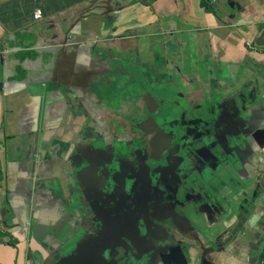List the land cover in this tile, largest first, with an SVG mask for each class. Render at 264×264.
<instances>
[{"label":"crops","instance_id":"obj_1","mask_svg":"<svg viewBox=\"0 0 264 264\" xmlns=\"http://www.w3.org/2000/svg\"><path fill=\"white\" fill-rule=\"evenodd\" d=\"M208 1L209 11L201 0H0V51L7 50L0 52V235H4L0 264H35L36 254L41 256L38 244L25 240L22 232H13L30 211L29 202L34 201L33 213L40 219L66 217L62 204L50 195L44 199V191L32 197L26 194L29 178L48 172L36 164V174L28 172L37 142L58 154L71 139L93 130L101 111L124 116L125 143L115 142L113 150L129 151L128 141L137 146L141 140L140 134L127 136L125 122L147 106L139 105L133 95L135 90L151 94L145 85L148 89L161 85L171 100L182 102L193 90L198 102L214 104V93L237 100L233 117L222 122L232 132L224 133L220 142L235 156L227 157L223 173L240 178L241 188L233 192L224 180L212 185L215 192L210 196L218 197L219 206L213 199L205 206V198L195 196L198 213L185 212L188 218L182 228L194 227L200 240L187 263L264 264L259 243L264 238V136L252 138L256 146L249 147L240 136L244 126L238 125L241 118L247 121L248 114L237 116L246 84L254 77L261 79L260 93H264V6L259 0ZM36 9L42 13L37 20L33 18ZM52 31L59 34L49 39L46 36ZM42 38L51 45L69 44L50 51ZM126 67L131 69L129 76ZM227 71L231 78L235 75L231 84ZM40 80L45 86L39 87ZM221 84L223 88L218 89L216 85ZM148 103L159 104L152 96ZM256 106L253 124L258 129L264 126V97ZM89 113L91 118L84 117ZM112 121L117 122V117ZM157 121L163 123L161 117ZM102 129L108 133L109 124L102 122ZM58 164L52 163L53 172ZM256 174L261 190L254 197L250 192ZM213 178L207 176L206 181ZM224 202L230 212H224ZM202 210L208 212L205 218ZM178 236L181 250V240L188 238L177 233L174 239ZM11 237L14 247L8 244ZM44 258V264H52Z\"/></svg>","mask_w":264,"mask_h":264},{"label":"water","instance_id":"obj_2","mask_svg":"<svg viewBox=\"0 0 264 264\" xmlns=\"http://www.w3.org/2000/svg\"><path fill=\"white\" fill-rule=\"evenodd\" d=\"M58 34L57 31H52L46 37L50 39ZM42 40L47 45H50V51H55L57 46L61 47L62 45L69 44L66 41H61V46L51 45L50 41H46L44 38ZM0 52L5 54L7 50L2 51L1 49ZM96 56L102 58L101 53H98ZM227 74L229 75L228 71ZM184 78L188 79L187 76ZM207 78V75L204 76V79ZM226 80L231 84L235 81V75L233 78L229 75ZM38 83L39 87L45 86V81L43 80H40ZM199 85L202 88H206L207 86L200 83ZM200 92L198 91V93ZM192 93H194V90ZM214 94L217 100H215L214 109L209 114L208 122L205 123L204 128H198V131L202 133L201 135L207 137L203 145L183 149L184 144L179 143L178 139H169L171 130L164 131L159 128V125L155 123V121L158 122L156 118L151 119L153 121V125L151 126L146 122L144 123L145 131L157 130L152 135V152L164 148L169 153V156L155 155L154 158L160 159L158 162L152 163L148 160L150 153L147 150V144L144 143L137 144V154L129 152L125 156L118 157V153L113 151V144L115 142L119 144L125 143V140L121 136V120L124 119L122 114H105L97 111L100 117L95 122L97 125H94L93 130L86 131L85 137L79 135L77 138L71 139L72 141L66 148L58 154L51 148H43L37 142V154L31 157V161L34 164L28 172L36 174L37 169L35 164L43 170H48V172L36 179L29 178L26 194L32 197L34 193L37 194L36 192L44 191V199L45 195H50L54 198L56 204H62L63 214L66 217L64 220L62 218L55 221L44 218L40 219L38 218V214L33 213L34 201L28 203L30 211H28L25 219L18 223L20 228L15 229L13 232H22L25 240L34 242L40 246L41 256L39 257V254H36V257L39 258L35 257L33 263L44 264V257H46L52 261V264H72V252L77 249L78 251L90 249L93 247V244L99 242L102 238V245L112 240L115 241L116 236L113 232L116 226L110 223L105 224V218L117 222L132 241V236L136 235V233L130 218L125 216V220L121 221L118 218V213L106 205L107 202L112 200L125 199L132 202L136 214L142 213L141 210L144 213V211H155L157 208H160L162 212H172L171 215L167 214L168 219L165 220V223L173 233L169 232L161 239L160 227L162 225L156 219H152L151 213H149V217H145L142 213L145 219L142 225L143 227L148 228L150 226L151 228V244L158 242V246L167 244L169 248L166 257L161 260L160 264H172L174 261L188 264L187 260L192 250L199 244L200 239L194 241L182 239L181 243L183 245L181 250L178 248L177 245L179 243L174 239L175 234L183 230V225H181L179 219H182L184 223V217L178 213L192 212L193 214H197L198 211L196 210L194 199L196 195L200 197L202 194L197 192L196 195H193L191 185L195 186V190L203 185V188L207 189L209 193H214L215 190L212 185H218L223 180L225 175L223 171L228 168L227 157L235 158L233 153H228L220 142V138L224 133L230 134L232 132L227 126H222V122L225 118L233 117V108H237V100L235 98L229 100L230 95L218 96L219 93ZM133 95L137 97L139 105H147L148 100L151 98L150 94H144L138 90H135ZM39 96L41 97L42 94H39ZM197 96L195 95L194 97L197 98ZM177 100L174 99L173 102H177ZM225 105L229 106V110H226ZM242 113H247L243 102L237 116L240 118ZM71 115L75 116V113L71 112ZM254 115H248L247 121L241 118L238 122V125L242 124L244 126L243 131L240 132V136L244 137L249 147L256 146L253 144L252 138L255 139L258 135L264 136V126L258 129L254 127ZM84 117L91 118L90 113L84 114ZM114 117H117V122L112 121ZM166 121L167 125L174 128L172 122ZM102 122L103 124H109L110 129L108 133H105L102 129ZM197 122H200V120H191V123ZM107 140H110L111 143L107 144ZM189 144L191 145V142ZM189 144L186 143L188 146ZM243 146L247 149L245 144ZM179 148H182L180 154L177 153ZM54 161L59 163L56 166L55 172L52 171L51 167ZM230 168L231 165L228 172H230ZM210 175L214 178L206 181V177ZM227 178V186L233 192H238L241 184L231 183V180L235 177L227 176ZM110 184L120 189L117 192V196L113 194L116 190L104 191L105 186ZM73 188L75 189L72 190ZM91 189L99 197L96 203L95 199H92L90 196ZM36 198L37 195L34 196V199ZM210 199L215 200L217 206L221 205L216 195L210 196ZM85 202L87 206H84L83 203ZM224 203L226 204L224 212H230V206L226 202ZM171 204H175L173 208L175 207L177 212L171 210ZM208 204V200L205 199V206H208ZM200 212L204 218L205 214H208L204 210ZM137 218L141 219V216L137 215ZM86 221L95 226L98 233L82 224V222ZM103 227L105 237H102ZM11 238L14 242V238ZM72 245L75 246L71 248ZM14 246L15 242L11 247ZM30 253V250H28L29 255ZM179 254L180 256H178Z\"/></svg>","mask_w":264,"mask_h":264},{"label":"flooded vegetation","instance_id":"obj_3","mask_svg":"<svg viewBox=\"0 0 264 264\" xmlns=\"http://www.w3.org/2000/svg\"><path fill=\"white\" fill-rule=\"evenodd\" d=\"M150 96L154 97L155 100L159 102V104L155 106L152 103H148L146 107H140L139 110L141 111V114L135 111L132 116H129L130 121L125 122L126 129H124V132L127 133V136L131 138L136 134H145L147 136H150V139L147 142V150L150 153L148 160L150 162L154 163L160 160L159 158H154L155 154L151 150V143H153L152 135L153 133H156L157 130L153 129L151 131H145L143 125L145 122L150 126L153 125V121L151 120L153 118H156V120H158V117L162 118L163 123H158L154 120L155 123L158 124L159 128L164 131L171 130L169 139H178L179 143L184 144L183 149L192 148V146L197 147L205 143L207 137L201 135L202 133L198 131V128H204L205 123L208 122L209 114L215 107L213 103L209 104V102L207 103V101L205 100H201L199 102L195 100L197 102L196 104L193 103L194 98L190 97V100L183 102L177 100V106H175L174 103H172L174 100H165L164 98L158 97L156 93H151ZM146 108L150 110L149 113L146 112ZM192 119H198L200 120V122L191 123ZM166 120L172 122L174 124V128H172L170 125H167ZM67 141H69V139ZM128 142L130 143L129 151H127L124 147H120L119 149L115 147L113 151L118 153L119 156H125L129 152L137 154V146H135L133 140ZM140 142L142 143V141ZM189 142H191V145L189 144ZM186 143H188L189 146L186 145ZM116 146L119 147V145ZM181 152L182 148H179L177 153L180 154ZM158 155L169 156V153L166 149L160 148L158 150ZM254 178H256L257 180L253 182L254 186L250 192V195L256 197L261 190V183L258 182V174H256ZM223 180L227 185V175H224ZM231 183H241V180L240 178H236L235 176V178L231 180ZM74 189L75 188H73L72 190ZM112 189L116 190V192L120 191V189L113 187L111 184L105 186L104 191L107 192ZM90 196L92 199H95V203L99 199L97 193L92 189ZM83 204L84 206H87L86 202ZM107 204L110 209L118 213V218L121 221L125 220V216L130 218L135 228L136 235L132 236L131 241L130 237L124 230L120 228L117 222L109 218H105V224L110 223L116 226V229L113 232V234L116 236V240H112L111 242H107L106 244L102 245V238L99 242L93 244V247L90 249L80 251H78L77 249L76 251L72 252V264H160L161 260L166 257L169 248L167 244H162L159 246L158 242L151 244V228L150 226H148V228L143 227L142 223L145 221V219L142 216V213L136 214L135 207L129 200L116 199L107 202ZM154 214L156 216V220L159 221V223L162 225L160 227V239L166 236L169 232L173 233L165 223V220L168 219V217L162 218L164 216V212H162L160 208H157V210L154 211ZM137 215H140L141 219H138ZM180 221L181 225L184 226L182 219H180ZM82 224L98 233L96 227L93 226L89 221L82 222ZM189 228L190 229L188 230L183 228L182 231L177 233L184 235L185 238H188L190 240H197L198 236L193 233H197V230H195L194 227L191 226H189ZM102 232V237H105L104 227L102 228ZM177 233L174 234L177 236ZM178 238L179 236L175 241H177ZM178 256H180V254Z\"/></svg>","mask_w":264,"mask_h":264},{"label":"rangeland","instance_id":"obj_4","mask_svg":"<svg viewBox=\"0 0 264 264\" xmlns=\"http://www.w3.org/2000/svg\"><path fill=\"white\" fill-rule=\"evenodd\" d=\"M126 69L128 70L127 75L128 76L131 75V73L129 72L131 69H128V67H126ZM260 81H261V79L259 77H254L250 81V85L246 84V93L243 94V96H242V102L246 106L248 115L255 114V110L257 109L256 104L259 103L262 100V98L264 97V93L263 94L260 93L261 90H263V86L260 87V83H259ZM141 83H142V85H144V83L146 84V82H141ZM187 83H188V81H187ZM216 86L218 89H221V88H223L224 85L221 84V85H216ZM145 89L156 93V95L158 97L164 98L165 100H169V101L171 100L169 93L165 89H163V87L161 85H157V86L152 85L151 89H148V87L145 85ZM195 95L196 94L192 93V95H190L189 97L196 98V97H194ZM224 95L225 94L221 93V96H224ZM188 100H190V98ZM193 103H197V102L194 101ZM138 137L142 141V143H144V144H147L148 140L150 139V136H147L145 134H140ZM139 143H141V142H139ZM154 154L158 156V151L154 152ZM191 191H192L193 195H196L197 192H200L202 194L203 198H205L206 200H210V196H209L210 193L207 191V189L205 190L203 188V185H202V187L199 186L198 189H196V190H195V186L191 185ZM113 194L115 196H117V192H114ZM106 205L108 206L107 203H106ZM170 206H171L172 211L177 212L175 208H172V206H175V204H171ZM195 207L197 210H199L196 205H195ZM141 212L143 213V210H141ZM149 213L152 214V219H156L154 211H150V212L144 211L143 215L145 217H149ZM167 214L171 215L172 212L171 211L164 212V216L162 218L168 217ZM181 214L184 218H188L187 215L185 214V212H182ZM179 221H180V219H179ZM180 223H181V221H180Z\"/></svg>","mask_w":264,"mask_h":264},{"label":"trees","instance_id":"obj_5","mask_svg":"<svg viewBox=\"0 0 264 264\" xmlns=\"http://www.w3.org/2000/svg\"><path fill=\"white\" fill-rule=\"evenodd\" d=\"M201 5L204 7V9L206 10V11H209V10H211V6H210V3H209V1L208 0H201ZM3 237H4V235H0V242H3ZM8 244L10 245V246H13L14 245V242L12 241V238L8 241ZM262 257L264 258V253L262 254Z\"/></svg>","mask_w":264,"mask_h":264},{"label":"clouds","instance_id":"obj_6","mask_svg":"<svg viewBox=\"0 0 264 264\" xmlns=\"http://www.w3.org/2000/svg\"><path fill=\"white\" fill-rule=\"evenodd\" d=\"M262 3V2H261ZM262 5L264 6V4L262 3ZM40 10V9H39ZM41 15H42V13H41ZM40 19V18H39ZM37 20V19H36ZM263 20H264V14H263V18H262V26H263V28H264V24H263ZM209 102V101H208ZM211 103H212V101H210ZM215 105V104H214ZM223 126V125H222ZM232 177H235V176H232ZM260 245H261V254H263L264 253V238H262L261 240H260ZM10 246V245H9Z\"/></svg>","mask_w":264,"mask_h":264},{"label":"built area","instance_id":"obj_7","mask_svg":"<svg viewBox=\"0 0 264 264\" xmlns=\"http://www.w3.org/2000/svg\"><path fill=\"white\" fill-rule=\"evenodd\" d=\"M260 2H262L264 4V0H259ZM41 17V11L39 9H36L33 12V18L34 19H39ZM263 24H264V20H263Z\"/></svg>","mask_w":264,"mask_h":264}]
</instances>
